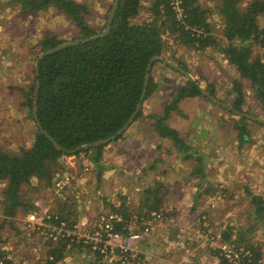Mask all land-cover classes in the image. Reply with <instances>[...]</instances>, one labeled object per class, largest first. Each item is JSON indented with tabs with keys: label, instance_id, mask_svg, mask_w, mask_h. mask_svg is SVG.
I'll list each match as a JSON object with an SVG mask.
<instances>
[{
	"label": "trees",
	"instance_id": "16d2710c",
	"mask_svg": "<svg viewBox=\"0 0 264 264\" xmlns=\"http://www.w3.org/2000/svg\"><path fill=\"white\" fill-rule=\"evenodd\" d=\"M101 1L107 0H99ZM109 1L111 3L102 12L96 26L88 21L89 11L85 3L74 0L9 1L19 7L20 16L27 17L51 10L61 15L75 30L74 35L66 40L46 30L35 42L37 50L34 61L41 51L59 43L95 37L43 57L38 62L37 76L35 69H32V83L25 88L16 87L22 94L20 105L28 109V116L34 123L35 131L29 146L20 143L16 149H10L0 145V212L3 217L1 226H14L18 214L32 211L35 199H43L45 193H51L54 180L67 172L65 156L87 155L94 165L99 163L107 144L78 150L73 154L68 151L107 138L124 125L139 101L146 67L153 56L175 60L194 76L196 81H200L201 77L200 82L219 100L227 102L240 112L264 119V28L259 24V20L264 19V0H218L214 8L222 22L220 41L216 39L210 21L211 11L203 6L204 0H180L183 10L181 19L175 16L171 7L172 0H118L109 31L101 35L113 0ZM144 8L148 15L138 20L137 17ZM181 47L194 52H204L207 48L217 49L229 70L234 72L233 77L226 82L218 80L219 84L228 89L220 94L218 83L215 80L208 83V78L200 75L202 73L198 67L193 75L192 70L176 58V50ZM156 63L162 64L169 76H156L153 73ZM172 78L176 79L175 83L179 86L169 84L173 83ZM36 79L39 81L37 120L64 151H58L52 146L37 128L32 117ZM245 83L249 84L247 92L244 90ZM165 91L166 96H162L165 100H160L161 110L145 113L144 102L155 93L163 95ZM198 98L208 100L189 78L166 64L155 61L150 71L144 100L132 123L140 118L151 121L153 131L159 136L157 149L167 142L170 148L181 154L182 159H200L196 157L191 142H185L179 130L168 123L173 113L184 116L180 105ZM248 100L256 104V108H253ZM227 112L235 117L233 129L237 132L239 143L250 141L248 125L252 121ZM126 130L110 143L123 138ZM170 153L171 150H168V154ZM142 189L138 205L135 207L140 217L148 215L151 211L168 214L162 208L164 200L160 193V184L156 182ZM247 195L253 215H249L250 223H247L246 231L232 238L236 227L227 225L222 239L230 242L234 239L237 245L242 244L250 250V260L246 262L245 258L242 264H260L264 255L261 245L250 241V235L254 227L252 220L264 223V197L248 191ZM120 199L119 206L109 204L110 211L118 212L127 219L130 217V211L125 207L124 196L121 195ZM71 201L72 199L66 198L58 202L61 205L59 216L56 220L53 219V222L59 223L63 220L69 224L75 221L78 213L76 214L69 205ZM73 215L75 216L72 219ZM199 226L205 234L211 227V221L209 220L208 226L201 223ZM244 234L249 235L247 239H244ZM42 248V257L36 263L31 261L28 264H55L73 249L91 253L95 259L90 264H107L98 251H91L88 246H76L70 240H60L55 245L46 239ZM0 264L17 263L7 257L4 248H0ZM219 264L229 263L220 257Z\"/></svg>",
	"mask_w": 264,
	"mask_h": 264
},
{
	"label": "rangeland",
	"instance_id": "374dc122",
	"mask_svg": "<svg viewBox=\"0 0 264 264\" xmlns=\"http://www.w3.org/2000/svg\"><path fill=\"white\" fill-rule=\"evenodd\" d=\"M9 1L0 0V145L16 149L20 143L29 146L35 131L34 123L28 116V109L20 105L23 100L21 99V91L16 88H25L32 83V69L34 68V56H36L37 50L35 42L46 30L52 31L65 40L74 35L75 30L67 20L51 10L27 17L20 16L18 15L19 7L10 4ZM74 1L86 4L89 11L88 21L94 26L102 17V12L111 3L109 0L101 2L99 0ZM217 2L218 0H204L203 6L211 11L210 21L216 39L220 41L219 32L222 22L214 8ZM147 15L148 12L144 8L137 19H143ZM259 24L264 28L263 18L259 20ZM217 51L215 48H207L204 52H194L181 47L176 50V58L190 68L193 75L197 72L195 68H200L199 72L202 73L200 75L208 78V83L215 80L218 83L217 88H220L219 93L223 94L228 87L219 84L218 80L226 82L227 79L233 77L234 72L229 70L225 60ZM171 61L177 64L175 60ZM164 72V66L156 63L153 73L159 76ZM192 77L196 79L194 76ZM171 80L173 83L169 84L175 87L179 86L177 82L175 83V79L172 78ZM199 80L201 81V77ZM200 81H198L200 85L206 88ZM248 89L249 84L245 83V92ZM162 96H166V91L163 95L155 93L154 97L146 100L143 104V111L148 113L151 110H161L162 102L160 100H165ZM156 99L159 102H154ZM247 102L256 108V104L251 100ZM180 109L184 116L173 113L168 123L179 130L185 142H191L193 147L199 145L195 151L201 155V169L205 171L204 175L208 177L206 180L212 185L207 190L208 194H204L203 203L205 205L203 208L209 210L206 207L207 200L209 198L213 200L211 212L207 211V213L211 217L216 215L217 222L222 223H213L214 221L212 222V219L206 214L211 221L212 229L215 232L222 229L223 235L227 225H234L236 228L233 230L232 238H235V236L246 231L247 223H250L249 215L252 214V207L250 209L247 191L264 197V125L250 122L248 125L250 141L247 140L241 144L237 132L233 129L235 117L215 103L205 98H198L194 99L193 102H184L180 105ZM141 122L151 126L145 118H140L139 123ZM134 141H138V135L129 127L123 138L104 147L99 163L97 165L92 163L89 171L86 172L82 171V164L89 161L87 155L65 156L64 163L67 173L69 171L76 172L74 173L76 177L71 189L64 192L65 197H56L58 200L56 203L55 198L51 197L49 202L52 210L58 213L60 204L58 202L69 198L72 199L69 205L73 207L76 214L78 213L75 218L73 215L72 219L79 220L88 217L91 220L98 214L110 211L109 204L119 206L122 195L125 198V207L128 208L129 215H131L136 213L135 207L138 205L143 183L154 185L157 182L160 184V193L165 201L162 203V207L166 203L165 208L169 209L172 205H177L180 192L193 191L195 178L190 177L191 159H182L181 154L175 149H172V152L173 155H179L177 158L170 156L171 154L167 155L165 151L170 146L166 144L162 145L160 152H156L154 148L157 143L154 142L155 139L152 136L149 139L148 149L146 148L148 142H144L143 144L146 146L142 148L140 142L135 144ZM179 166L186 167L184 173L177 174V167ZM201 175L202 171L198 173L197 177L201 178ZM181 184L184 186L183 190L179 189ZM1 186L0 199L2 197ZM185 210L184 207L183 214L185 212V215L191 214V207L189 208L190 211ZM250 210L251 212H249ZM169 215L166 218H170ZM219 215L221 216L220 219ZM24 216L25 214H18L14 226L0 225V248L2 250L4 248L10 256L9 259L17 264H28L31 261L36 263L42 257V245L46 242L45 236L39 230L25 224ZM172 216L175 218L176 212ZM166 218L164 216V218L155 221L152 232L161 222L165 223ZM2 219L0 212V222ZM253 221L254 227L250 241L254 242L255 245H261L264 254V223L259 220H252L251 223ZM172 222V225L168 226L167 223L163 225L166 229H173V232L169 233L170 235H173L175 231L177 232L180 224L175 219ZM225 224L226 226H224ZM178 230L179 235L180 232L182 233L181 236L186 235L187 230L183 226ZM196 230L202 235L199 237V241L193 240L191 245V242H188L190 240L185 236L187 238L185 241H188H184L182 246L192 250V246L201 245L198 247L200 251L196 255L197 263L195 264H208L209 257H200L199 255L209 249L216 256L217 252L215 249L213 250L215 246H209L211 242L206 239L199 224ZM173 236L172 240L169 239L165 243L169 250L167 253V258H170L169 263L167 261L168 264H177L175 260L177 238L175 235ZM248 236L244 234V239H247ZM179 240L181 241V239ZM54 244L57 245L58 243ZM141 245L143 246L142 250L150 252L151 263L152 256L155 257V254H152L154 251L150 250L151 248L144 243ZM240 245L242 246V244ZM75 251L77 249L67 253L63 259L55 264H90L94 260L91 253ZM172 251H174L173 254ZM186 255L191 258L190 252ZM210 256L212 255L210 254ZM186 264H194V261L188 259ZM260 264H264V255Z\"/></svg>",
	"mask_w": 264,
	"mask_h": 264
},
{
	"label": "built area",
	"instance_id": "2783aa9c",
	"mask_svg": "<svg viewBox=\"0 0 264 264\" xmlns=\"http://www.w3.org/2000/svg\"><path fill=\"white\" fill-rule=\"evenodd\" d=\"M171 7L177 19L183 17L180 0H172ZM92 162L83 163L82 171H89ZM76 173V172H74ZM69 171L60 174L52 184V193L56 197L63 196L66 190H70L76 174ZM34 209L24 216V222L39 230L46 239L53 243L60 240H70L76 246H88L91 251H98L107 264H150V252L142 250L137 242L146 239L152 232L154 222L164 218L162 211H151L148 215L139 216L132 213L127 219L118 212L107 211L98 214L91 220L88 217L75 220L73 223L60 221L55 223L59 216L52 210L49 200L41 198L33 201ZM201 224L208 226L209 218L206 214H200ZM215 249L217 258L223 257L229 264H242L250 260L249 249L237 245L234 239L224 241L222 233L215 232L212 225L205 234ZM9 258V257H8Z\"/></svg>",
	"mask_w": 264,
	"mask_h": 264
},
{
	"label": "crops",
	"instance_id": "0c3cea01",
	"mask_svg": "<svg viewBox=\"0 0 264 264\" xmlns=\"http://www.w3.org/2000/svg\"><path fill=\"white\" fill-rule=\"evenodd\" d=\"M162 75L167 76L168 73L165 71L164 74H162ZM173 79H175V78H173ZM154 96L155 95H152L151 97H154ZM151 99H154V98H151ZM154 102H159V101L156 99ZM139 120L135 122L136 124L132 123V125L130 126V129H132V131L135 134L138 135V141H134L135 144H137L138 142H140V144H141L140 147L143 148L144 146L147 145L146 148L148 149V145L150 143L149 139L152 136V138L155 139L154 142L157 143V145L155 143L156 146H155L154 149L156 150V152H160L162 150V146H161L160 149H157V146H158V143H159V136L153 131V129H152L151 126H149V125L147 126V124L142 123V122L139 123ZM144 121H146V120H144ZM149 122H151V121H149ZM142 126H144V127H142ZM148 136H150V137L148 138ZM184 141H185V139H184ZM144 142H148V144L144 145L143 144ZM164 144H166V145L169 146V144L167 142H165ZM195 147H196V149H195ZM195 147H194V149L197 150L199 148V145H196ZM168 150H171V153H170L171 155L170 156H174L176 158L179 156V155L178 156L177 155H173L172 148H167V150L165 151V153L167 155H168ZM196 154H197L196 157H200L201 156L199 154V152H196ZM191 160H192V165H191V169L189 171L191 173V176L190 177L192 179L195 178L194 181H193V191L192 192H183V191L180 192L179 193L180 198L177 201V205L176 206L172 205L170 209L169 208H165V206H166V203H165V206H163L162 208H164L167 211L168 214H165L164 216L166 218V216H168L172 212L171 215H169L171 217L170 218H166L164 220L165 223H162L161 222L159 225H157L156 226V229L153 230V232L151 233V235L149 237H147L145 240L140 241V242H137V245L139 247L142 248L143 246L141 245V243H144L145 245H148L151 248L150 250L154 251V252L151 251L152 254H155V257L153 258V256H152L151 263L150 264H168L169 263L170 258H167V253L169 252V250L167 249V247H166L167 244H165V243L169 239L172 240L173 237H174L173 235H175V237L177 238V240H176L177 241V243H176V250H177L176 252H177V254L175 253L176 254L175 260H176L177 264H186V260H188V259L194 261V264L197 263V260H195V259H196L197 253L200 251L198 249V247L201 246V245H199V246H197V245L196 246H192V248H193L192 250H189L188 248H185L182 245H184V241L187 238H188V240H190V241H188V240L187 241L188 242H191V245H192V243H193L192 241L193 240L199 241V237L202 236L201 234H199L198 230H196L198 224L200 225V223H201L200 222V217H199L200 214L201 213L208 214V216L212 219L211 221L212 222L214 221L213 223H215V222L218 223V224H221L222 223V222H220V223L217 222L216 215H212V217H211L209 215V213H207V211L208 212H211V209L210 208L214 204L213 200H211L210 198L207 200L206 207H208L207 209H209V210H206V209L203 208V206L205 205L203 203L204 194H208L207 193L208 192L207 190H208V188L210 189L212 185L210 184L211 182H209L208 180H206V179H208V177L207 176L205 177V175H204V172L205 171L203 169H201V166H200L201 165L200 164L201 163V157H200V159L191 158ZM185 170H186V167H180L179 166V167H177V174L184 173L183 171H185ZM214 170L216 171L215 168H214ZM201 171H202L201 178L200 177H197L198 173H200ZM77 180H80V179H77ZM177 181H179V180H177ZM149 185H151V183H148V184L147 183H143L142 186H141V188L147 187ZM168 186H170V185H168ZM179 189L183 190L184 189V186L182 184L179 185ZM43 196H44V198H43L44 200H51L52 199L51 197L53 196L55 198V203H56V201H58L56 199V196L53 195L52 191H51V193L50 192L45 193ZM60 197H65V195L63 194V196H60ZM164 202L165 201H163V203ZM169 203H170V200H169ZM60 206L61 205H59V207ZM184 207L186 209L185 211H190L189 208L191 207V214H188L187 213L185 215L186 212L183 214ZM171 209H173V210H171ZM175 212H176V216L174 218L172 215ZM218 217H219V219L221 218L220 215ZM173 219L179 221V223L181 224V225L179 224L178 229L183 226L184 229L187 230L185 232L186 235H182L181 236V234H182L181 232H180V235H179V230L178 229H177V232L175 231L173 235H170L169 233L170 232H173V229H170V228L169 229H166V228L163 227V225H166V223H167L168 226L169 225H172L173 224V222H172ZM197 220H198V223H197ZM225 222H223V223H225ZM175 225H177V224H175ZM224 226H226V224ZM217 232H222V229L218 230ZM179 239H181V241ZM187 241H185V242H187ZM200 244H203V243H200ZM211 245L212 244L210 243L209 246H211ZM194 251H196V252H194ZM173 252L174 251H172V254H173ZM188 252H190L191 258H189L186 255ZM210 254L212 256H210ZM199 256L200 257H206V258L209 257V259L207 260L208 261V264H219L218 258L215 256V254H213L211 251H209V249L206 250V251H204L203 254L201 253ZM7 257H10L9 254H7ZM94 259H95V257H94ZM167 261H168V263H167ZM203 263H205V261H203ZM20 264H22V263H20Z\"/></svg>",
	"mask_w": 264,
	"mask_h": 264
},
{
	"label": "water",
	"instance_id": "95a60500",
	"mask_svg": "<svg viewBox=\"0 0 264 264\" xmlns=\"http://www.w3.org/2000/svg\"><path fill=\"white\" fill-rule=\"evenodd\" d=\"M118 0H113L110 11L108 13L107 16V21L105 24V27L103 29V32L101 33V35H105L107 34V32L109 31L110 28V24H111V20L116 8ZM95 37V36H93ZM92 36L89 38H82V39H72V40H68L62 43L57 44L56 46L41 51V53L38 55L37 59L35 60V64H34V69H35V75H38V62L40 59H42L43 57L59 50L62 49L64 47H67L69 45H73V44H77L79 42H83L86 41L88 39H92ZM155 61H160L164 64H166L167 66L171 67L172 69L176 70L177 72H179L180 74L186 76L187 78H189L191 81H193L196 86L199 88V90L201 91V93L210 101L215 103L216 105L220 106L221 108H223L226 111L231 112L232 114L238 116V117H245L248 120L252 121V122H258L261 124H264V119H259L255 116L249 115V114H245L243 112H240L234 108H232L227 102H223L221 100H219L217 97H215L214 95H212L205 87L201 86L200 83L198 81H196L191 74L186 71L184 68H182L181 66L177 65L176 63L172 62L171 60L164 58V57H160V56H153L147 67H146V72H145V76H144V84H143V88L140 94V98L139 101L137 102V105L135 107V110L132 112V114L130 115V117L128 118V120L124 123V125L114 134H112L111 136L92 142V143H88V144H84L79 146L78 148L69 150L68 153L73 154L75 152H77L78 150H83V149H89L95 146H99V145H103V144H108L111 141H113L118 135H120L123 131H125L128 126L133 122V120L136 117L137 111L141 108L142 102L144 100L145 97V93H146V87L148 84V80L150 77V71L152 68V65ZM38 89H39V81L38 79L35 80V84H34V90H33V101H32V108H31V114L32 117L35 121V124L37 126V128L41 131V133L50 141V143L52 144V146L58 150V151H64L63 148L43 129V127L41 126V124L39 123V121L37 120V116H36V109H37V95H38Z\"/></svg>",
	"mask_w": 264,
	"mask_h": 264
}]
</instances>
